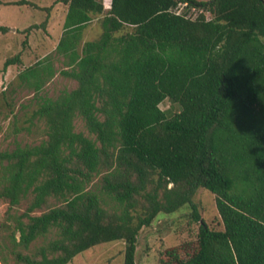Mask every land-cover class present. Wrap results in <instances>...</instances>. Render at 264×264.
Wrapping results in <instances>:
<instances>
[{"label": "trees", "instance_id": "16d2710c", "mask_svg": "<svg viewBox=\"0 0 264 264\" xmlns=\"http://www.w3.org/2000/svg\"><path fill=\"white\" fill-rule=\"evenodd\" d=\"M60 1V73L76 85L40 96L30 119L43 121L44 140L0 152L11 227L3 247L14 264H67L112 240H123L124 264H136L140 229L184 204L196 238L164 249L162 264H264V0H110L107 9L103 0ZM95 16L102 32L78 50ZM53 74L38 60L18 76L37 93ZM199 188L215 194L222 229L202 219Z\"/></svg>", "mask_w": 264, "mask_h": 264}, {"label": "rangeland", "instance_id": "374dc122", "mask_svg": "<svg viewBox=\"0 0 264 264\" xmlns=\"http://www.w3.org/2000/svg\"><path fill=\"white\" fill-rule=\"evenodd\" d=\"M11 1L14 0H0V25L8 28L5 32H0V152L11 151L16 145H33L44 140L46 134L43 121L30 119L31 113L38 106L40 96L55 98L60 92L76 85L74 79L57 72L41 91L34 93L33 87L23 83L18 76L20 70L32 64L42 54L49 56L55 54L66 4L60 0H32L40 6H51V9L44 10L31 5L8 4ZM109 3L110 0H103L105 9L108 8ZM182 7L183 4H179L177 11H182ZM195 12L192 9L187 14L195 16ZM47 15L50 22L48 37L42 27L32 29L27 35L24 33L29 25L41 23ZM207 16H209L208 13ZM100 18L101 16L93 17L85 26L83 38L79 41L80 47L83 41L95 39L100 35L102 32ZM25 38L26 42L23 43ZM47 50L48 53H46ZM16 54L21 56V62L11 64L4 69V61ZM55 67L56 71H59L62 64L59 63ZM30 80L32 81L33 78ZM170 105L168 100L160 103L162 109L170 108ZM175 110L177 107L173 111ZM75 129L87 133L80 117L75 118ZM6 166L7 160L0 158V192L8 184L9 173ZM27 201V198L21 199L12 211H22ZM193 201L202 219L210 227L223 228L214 193L205 188H199L193 196ZM8 208V198L0 194V245L3 254L8 256L7 264H14L7 248L3 247L11 231V227H6L10 222L7 218ZM190 212V205L184 204L171 213H158L150 225L143 226L137 236L136 264H162L159 255L164 249L182 243H193L199 222L190 221ZM38 243L39 241H35L28 249L22 251L33 252ZM67 264H124V242L123 240H112L99 243L76 254Z\"/></svg>", "mask_w": 264, "mask_h": 264}, {"label": "crops", "instance_id": "0c3cea01", "mask_svg": "<svg viewBox=\"0 0 264 264\" xmlns=\"http://www.w3.org/2000/svg\"><path fill=\"white\" fill-rule=\"evenodd\" d=\"M26 5V4H25ZM42 6V5H41ZM66 7V11H65V15H66V12H67V6H65ZM37 9H40V8H37ZM65 15L63 16V24H64V19H65ZM62 24V27H61V30H60V35H59V39H58V42H59V40H60V38H61V36H62V34H63V31H64V25ZM49 26H50V22H49V17H48V20H47V23H46V25H45V28H44V30H45V33H46V37H48V35H49V32H48V28H49ZM86 26V25H85ZM85 26L83 27V29L85 28ZM83 29L81 30V38H80V41H81V39L83 38ZM51 35V34H50ZM86 41V40H85ZM58 42H57V44H58ZM84 42V41H83ZM83 44V43H82ZM80 42L78 43V50H80ZM57 46V45H56ZM46 53H48V50L46 51ZM45 53V54H46ZM50 53V52H49ZM43 57V58H42ZM21 60H22V58H21ZM38 60H40V61H42L43 62V64H47L48 66H50L51 68H52V70L54 71V74H53V76H55L56 75V73L57 72H60L61 71V69H66V68H68V59H66L65 58V56L63 55V54H61V53H58L57 51H56V47H55V54L54 55H52V56H49L48 54L47 55H44V54H42L40 57H37V59L32 63V64H30V65H28V66H31V65H33V64H35V62H37ZM21 62V61H20ZM54 63V64H53ZM59 63H61L62 64V68L58 71H56V67H55V65H58ZM28 66H26V67H28ZM25 67V68H26ZM24 69V68H23ZM21 71V70H20ZM19 71V72H20ZM18 72V73H19ZM53 76L51 77V78H53ZM50 78V79H51ZM49 79V80H50ZM49 80H47L46 81V83L45 84H47L48 83V81ZM44 84V85H45Z\"/></svg>", "mask_w": 264, "mask_h": 264}]
</instances>
